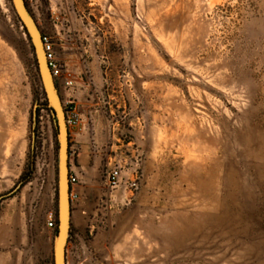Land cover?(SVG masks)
Instances as JSON below:
<instances>
[{"label": "rangeland", "instance_id": "rangeland-1", "mask_svg": "<svg viewBox=\"0 0 264 264\" xmlns=\"http://www.w3.org/2000/svg\"><path fill=\"white\" fill-rule=\"evenodd\" d=\"M26 3L64 69L73 48L81 65L109 71L115 136L93 213L67 249L91 245L82 264H264V0ZM16 17L0 0V225H10L0 250L40 262L56 234L58 140ZM118 161L126 172L139 161L142 179L109 202Z\"/></svg>", "mask_w": 264, "mask_h": 264}, {"label": "crops", "instance_id": "crops-1", "mask_svg": "<svg viewBox=\"0 0 264 264\" xmlns=\"http://www.w3.org/2000/svg\"><path fill=\"white\" fill-rule=\"evenodd\" d=\"M71 51L68 54L69 67L56 84L61 88L60 94L75 117V123L69 126V170L70 174L78 178L73 190L79 197L72 203L71 231L81 235L93 213L96 196L100 191L102 157L109 150L107 143L115 133L104 109L103 94L108 91L106 85H109L110 79L108 68L83 66L73 48ZM68 78L74 82L71 89L64 84ZM130 170L133 172L134 165L127 172L124 170V175L131 176ZM121 192H114L113 201ZM0 227L5 229L10 225L2 224ZM4 242L5 239L0 238V245ZM89 246L91 245L85 242L71 244L66 250L67 264H82L81 257L90 249ZM46 256L47 259L39 262L38 259L28 257L18 246H14L0 250V264H54L53 248H46Z\"/></svg>", "mask_w": 264, "mask_h": 264}, {"label": "water", "instance_id": "water-1", "mask_svg": "<svg viewBox=\"0 0 264 264\" xmlns=\"http://www.w3.org/2000/svg\"><path fill=\"white\" fill-rule=\"evenodd\" d=\"M15 15L26 29L36 54L41 83L48 106L55 119L58 140L57 231L53 243L54 264H67L66 250L71 229L72 202L70 198L69 126L63 101L49 68L40 27L29 10L26 0H11Z\"/></svg>", "mask_w": 264, "mask_h": 264}, {"label": "built area", "instance_id": "built-area-1", "mask_svg": "<svg viewBox=\"0 0 264 264\" xmlns=\"http://www.w3.org/2000/svg\"><path fill=\"white\" fill-rule=\"evenodd\" d=\"M42 39L44 43V48L46 52V57L48 61L49 68L52 72V75L57 81L58 79L62 78L64 73L66 72V69H64V66L62 63H60L59 59H57L56 52L54 50V44L51 40V38L47 35L42 34ZM65 86L68 89H71L74 86V82L71 79H66L64 81ZM67 123L68 126H71L75 123V117L73 114H67ZM142 175L139 172V161L136 162V167L134 168L131 176L127 177L124 175V166L121 164V161H118L117 163H109V168L107 171V185L111 192L108 196V201L112 202V191L119 188L120 186H125V188L130 192L134 193L137 192L140 188ZM70 180V198L71 202L74 203L77 201L79 195L73 190V186L77 184L78 178L75 175L70 174L69 175ZM48 226L51 228L56 229L57 228V215L55 212H50L48 215Z\"/></svg>", "mask_w": 264, "mask_h": 264}, {"label": "trees", "instance_id": "trees-1", "mask_svg": "<svg viewBox=\"0 0 264 264\" xmlns=\"http://www.w3.org/2000/svg\"><path fill=\"white\" fill-rule=\"evenodd\" d=\"M27 6H28V4H27ZM29 8V7H28ZM16 20H17V22L18 23H20V21H19V19L16 17ZM21 24V23H20ZM22 25V24H21ZM23 26V25H22ZM24 31L26 32V29L24 28ZM42 106L44 107V108H46V109H48V110H51L50 108H49V106H48V102H47V98H46V95H45V101L42 103ZM22 179L24 178V175H22V177H21ZM57 225H58V219H57ZM56 231H57V228H56Z\"/></svg>", "mask_w": 264, "mask_h": 264}, {"label": "bare ground", "instance_id": "bare-ground-1", "mask_svg": "<svg viewBox=\"0 0 264 264\" xmlns=\"http://www.w3.org/2000/svg\"><path fill=\"white\" fill-rule=\"evenodd\" d=\"M0 151H1V146H0Z\"/></svg>", "mask_w": 264, "mask_h": 264}]
</instances>
